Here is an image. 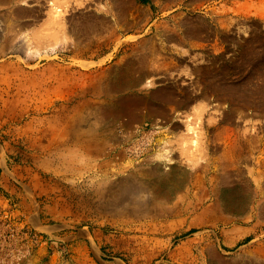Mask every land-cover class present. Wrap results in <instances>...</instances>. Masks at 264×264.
<instances>
[{
	"label": "rangeland",
	"instance_id": "rangeland-1",
	"mask_svg": "<svg viewBox=\"0 0 264 264\" xmlns=\"http://www.w3.org/2000/svg\"><path fill=\"white\" fill-rule=\"evenodd\" d=\"M263 152L264 0H0V264H264Z\"/></svg>",
	"mask_w": 264,
	"mask_h": 264
},
{
	"label": "built area",
	"instance_id": "built-area-1",
	"mask_svg": "<svg viewBox=\"0 0 264 264\" xmlns=\"http://www.w3.org/2000/svg\"><path fill=\"white\" fill-rule=\"evenodd\" d=\"M31 236L27 225L17 218L12 209H0V237L10 240L27 239ZM36 237V234H34Z\"/></svg>",
	"mask_w": 264,
	"mask_h": 264
},
{
	"label": "crops",
	"instance_id": "crops-1",
	"mask_svg": "<svg viewBox=\"0 0 264 264\" xmlns=\"http://www.w3.org/2000/svg\"><path fill=\"white\" fill-rule=\"evenodd\" d=\"M213 162L216 163L219 161H213ZM240 162L241 161H238V163H240ZM251 162H253V164H251V166L249 167L247 174L251 175L253 177V180H255L256 182H259L261 185V188L264 189V152L262 154V161H251ZM243 164H245V161L243 162ZM256 206L254 205L253 211L250 212V215L252 214V215H254V217L257 213ZM260 206L258 207V212H260V211L262 212V210H260ZM243 229H247V230L256 229V225L248 226V227L244 226Z\"/></svg>",
	"mask_w": 264,
	"mask_h": 264
}]
</instances>
